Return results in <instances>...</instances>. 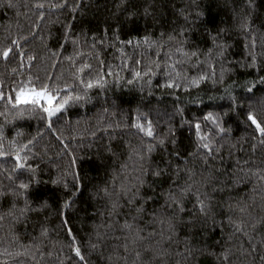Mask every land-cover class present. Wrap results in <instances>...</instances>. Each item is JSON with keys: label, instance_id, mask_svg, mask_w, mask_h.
I'll return each instance as SVG.
<instances>
[{"label": "trees", "instance_id": "1", "mask_svg": "<svg viewBox=\"0 0 264 264\" xmlns=\"http://www.w3.org/2000/svg\"><path fill=\"white\" fill-rule=\"evenodd\" d=\"M7 3L0 0V48L19 39L24 64L29 63L28 55L35 59L31 68L21 67L23 74L18 75L11 72L18 60L0 61L5 89L31 76L36 85H74L71 95L82 98L70 101L52 118L51 127L39 110L28 108L20 116L0 103V112H7L6 117L0 116V144L6 153L0 156V191L8 193L0 198L4 216L0 252L14 253L22 251V245H33L29 257L0 255V264H133L134 233L122 226L127 220L134 228H145L147 217L133 221L127 207L113 214L109 198L100 189L111 190L113 180L117 187L122 181L134 182L132 178L139 175L133 170L139 167L137 152L145 156L148 169L141 194L155 197L145 205L149 212L172 211L163 207L161 194L184 184L185 172L177 177L175 169H184L185 160L197 179L201 172L213 177L201 189L212 197L209 215H192L195 199L189 195L186 210L176 222L177 235L171 242L162 241L169 253L167 264H264V181L254 175L264 174V144L244 119L245 99L264 97V0H127L123 5L121 0H11L13 7ZM37 3L45 7L37 9ZM61 3L64 7H51ZM169 35L175 39L168 40ZM84 65L89 67L81 73ZM77 76L85 82L102 78L104 86L87 89ZM64 95L60 93L61 98ZM230 95L244 107L234 110ZM208 113L219 117L228 131L220 134L205 121ZM138 119L145 125L152 122L153 138L135 127ZM196 123L201 124L202 134L211 133V153L203 148L197 152ZM149 143L155 146L150 154ZM25 144L28 150L20 155L27 157L26 168L35 169L34 173L14 170L15 150ZM157 167L168 171L154 177L151 170ZM33 177L38 182L30 183L25 193L28 211L16 221L25 197L12 193L22 191L16 188L19 180L29 182ZM213 187L224 191L213 192ZM65 201H71L67 209ZM237 201L248 206L245 219L251 243L248 237L233 235L229 224L230 215L236 219L240 214L230 212L225 202ZM10 210L14 215H8ZM73 236L84 261L70 246ZM228 249L229 260L224 261L221 253ZM140 250L143 260L151 259V253Z\"/></svg>", "mask_w": 264, "mask_h": 264}, {"label": "snow or ice", "instance_id": "2", "mask_svg": "<svg viewBox=\"0 0 264 264\" xmlns=\"http://www.w3.org/2000/svg\"><path fill=\"white\" fill-rule=\"evenodd\" d=\"M67 0H64V3H66ZM127 0H121V5L126 3ZM64 3L61 4H54L51 7L53 9L55 8H61L64 7ZM7 7H13L14 5L11 3V0H8V3L6 5ZM120 5H118L119 7ZM35 7L37 9H43L45 7L44 3H37L35 4ZM75 7H78L75 6ZM75 7L73 10H75ZM131 15H134L135 13H130ZM145 15H148L147 8L144 11ZM182 14V13H181ZM200 13H198L199 15ZM41 18H43V14H41ZM187 19V17H185ZM247 27V25H245ZM164 33H161V36L163 37ZM180 35H184V31L181 30ZM24 39H27V37H24ZM175 39L174 36L169 35L168 40ZM215 41V38H213ZM253 40V46H255V37H252ZM149 42V37L144 38V43ZM129 44L131 41L128 42ZM94 46V45H93ZM163 45H161L162 47ZM177 51H182L181 49H177ZM170 54V53H169ZM186 54V53H185ZM55 55V54H54ZM192 55H195V53H192ZM35 59L34 56L28 55L27 60L28 64H24L25 56L24 52L21 49L20 40L19 39H12L11 45L0 48V61L11 63L12 60H18L19 65L17 67H14L11 69V72L13 75L23 74L20 72L21 67H32L31 62ZM89 67V65H84L82 68L79 69V71L82 73L84 71V68ZM111 75V73H108ZM147 73H145L146 75ZM135 75L139 77L141 74L139 72H136ZM207 77H201V79H206ZM37 79H39L37 77ZM51 79V78H49ZM77 80H79L81 85H84L87 89H92L93 87H103V81L102 78H98L95 82L92 80H88L85 82L83 79H80L79 76L76 77ZM129 83H132L131 80L128 81ZM194 84H198L197 81H192ZM261 83H264V79L261 80ZM171 87V84L168 85ZM255 85L252 84L251 86L247 87V91L249 93L252 92V89ZM74 85H68L65 84L64 86L59 85H52L50 86L48 83H41L39 85L34 84L33 78L31 76L28 77L27 81H19L18 84L15 87L10 88V90L5 89V81L3 79H0V103H3L5 109L11 110L15 109L16 114L22 116L24 114V111L28 108H30L33 112L36 110H39L40 112L46 114V119L49 122L48 126L51 127V120L53 117L57 116L58 113L62 112L65 107L69 104L70 101L73 99L80 100L82 97L77 95L73 98V96L70 93V89L73 88ZM227 91V90H226ZM64 92L65 95L63 98H61L60 93ZM233 101L234 110L236 108H243L244 103L247 104V109L244 111V119L245 122L248 124V126L253 127L256 132L259 133L260 136V143L264 144V97H261L259 99H255L253 97H248L245 99L244 103H238L236 100V97L231 96L229 97ZM0 116H7V112H0ZM205 121L211 122L215 128L218 130L220 134H223L224 132L228 131L225 129L222 124L220 123L219 117H214L212 113H208L203 118ZM135 127L143 133L146 137L153 138L154 137V131L152 127V122L149 120L146 122V125L144 123H141L139 119L137 120ZM195 132L197 136L198 141V147L197 152L200 148L206 149L207 152L211 153L213 151L212 149V142L208 140V135H211L209 132L208 135H204L201 133V124L196 123L194 125ZM33 141H29L28 143H32ZM159 144L162 146L164 144V140H159ZM173 144H175V141H173ZM154 145L149 143L147 147V152L150 154L152 151H154ZM27 144L23 145L21 148H18L15 150V161L16 171L18 170H26L30 171L32 173L35 172V169L32 168H26V160L27 157H22L20 155L21 152L27 151ZM216 152H219V148H216ZM177 158H180V154L177 151L176 153ZM6 153L3 151V145L0 144V156H4ZM191 155L195 156L196 152H193ZM137 156V163L139 165L138 168L134 167L133 170L139 172V175H136L133 177L134 182L125 183L121 182L119 186L117 187V184L115 180L111 182V190L109 187L105 186L100 189V192L103 193L105 197H108L110 200L111 205V212L113 214H119L120 210L127 207L129 210V214L131 215V219L133 221H136L137 219L144 220L145 217H147L145 228H134L133 224L128 223L127 220H125L123 224V228L129 232V234L132 235V251L134 253V261L133 264H154V262L159 261V264H167V260L165 259L166 256L169 255L167 249L163 247L162 241L164 242H171L173 240V237L177 235V221L180 220V214L185 212V204L184 201L188 198L189 195L193 196L195 199V204L193 206L194 211L192 212V215H195L196 213H199L201 216L207 217L209 213L212 210V197L207 191H201V189L206 188L211 182H212V175L211 173L208 174V176H205L203 172L199 173V179H197V173L190 168H187L188 161L185 160V168L184 169H175V174L177 177H179L180 172H185V181L183 185H176V181L173 180V185H176L175 188H170L167 193H162V197L164 198V204L163 207L172 209L170 213H165L163 211H157L156 209H152L151 212H149L148 209H146L145 205L148 204L149 200L155 199V197L142 195L141 189L144 187L146 180L145 177L148 175V169L145 168L143 161L145 160V156L141 155L139 152L136 153ZM129 159H132V156H129ZM215 159V157H213ZM205 163H207V159L204 160ZM170 163V162H169ZM237 164H239V161H237ZM122 168H126L127 165H121ZM166 168H153L151 170V175L154 177H160L167 173ZM254 175L257 177L258 181H264V174H261V172L257 171L254 173ZM10 180L12 179L11 176L8 177ZM32 182H38L35 181L34 177L32 181L25 182L24 180H19L16 183V188L22 190L19 192H13V195L17 196H24L25 197V207L19 210V215L15 216L16 221H19L21 217H23L24 213L28 211V200L25 196V193L28 191L30 187V183ZM149 187H152V185H148ZM67 187V185H65ZM213 192H223L224 187H220L219 189L213 187ZM8 195V193L4 191H0V198ZM115 195V199H113V196ZM121 198L124 199V202L121 203ZM227 209L232 213H239L240 215L233 219V216L230 215L228 217L229 224L232 225L233 228V235L240 234L241 236L248 237L249 243H251L252 237L250 236L249 232L246 230L249 225L248 222L245 219V215L247 214L248 206L243 201H237L235 204H232L231 202H225ZM71 205V201H65L63 208L67 209ZM173 206H175L173 208ZM13 210L15 209V204H13ZM8 215H14V211L10 210ZM264 220V218H261ZM4 220V216L0 215V221ZM260 221H257L259 223ZM66 224L67 221H64ZM158 226V227H157ZM251 228L256 227V223H252L250 225ZM69 236L72 235L71 229H68ZM42 236L47 235L46 230H42L41 232ZM73 244L70 245L73 247L74 254L77 258H79L80 261H84V256L81 253V248L75 244V237H72ZM153 241H155V244H153ZM139 244L140 247H136V245ZM22 251L17 252H7L5 250L4 252H0V255H12L14 257H29L30 253L32 251L33 245H22ZM93 248L96 247V245H92ZM35 248L37 251H39V245H35ZM140 248L143 249L144 253H151V259L150 260H143L142 259V252ZM124 251L127 253L129 251L128 244L124 245ZM231 249H228L221 253V257L224 261L229 260V252ZM253 251L255 249L253 248ZM186 252L190 253L191 249H188L186 247ZM179 255L183 256L185 259L188 258V256L185 253H178ZM31 259H35V256L32 255L30 257ZM123 259L127 260V257H123ZM261 259H264V257H261ZM3 264H7V262H3Z\"/></svg>", "mask_w": 264, "mask_h": 264}, {"label": "rangeland", "instance_id": "3", "mask_svg": "<svg viewBox=\"0 0 264 264\" xmlns=\"http://www.w3.org/2000/svg\"><path fill=\"white\" fill-rule=\"evenodd\" d=\"M61 113V112H60ZM60 113H58L57 115H59Z\"/></svg>", "mask_w": 264, "mask_h": 264}]
</instances>
